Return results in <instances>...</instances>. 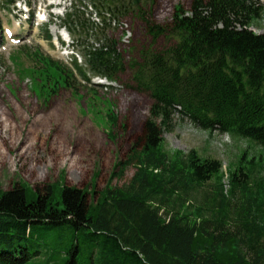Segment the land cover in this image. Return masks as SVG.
Returning <instances> with one entry per match:
<instances>
[{
	"label": "trees",
	"instance_id": "trees-1",
	"mask_svg": "<svg viewBox=\"0 0 264 264\" xmlns=\"http://www.w3.org/2000/svg\"><path fill=\"white\" fill-rule=\"evenodd\" d=\"M90 1L101 17L135 11L133 0ZM191 2L189 11L176 8L167 27L136 10L154 45L164 34L171 41L163 50L143 49L130 64L136 89L151 99L143 139L112 174L111 180L123 177L134 165L130 183L99 191L94 182L67 186L61 176L63 187L55 182L44 193L23 182L9 191L0 185V264H29L39 254L34 246L64 234L74 237L66 264H77L82 247L100 264H264L263 156L244 151L227 173L226 189L221 161L195 150L170 153L164 146V134L174 131L179 115L200 130L264 149V32L251 30L264 0ZM69 22L86 35L96 31L79 10ZM103 25L98 41L106 20ZM45 37L52 39L49 26ZM87 44H81L86 69H78L84 81L117 82L126 65L115 43ZM34 56L42 88L67 85L70 73L58 61L38 50ZM111 121L116 127L115 116Z\"/></svg>",
	"mask_w": 264,
	"mask_h": 264
},
{
	"label": "rangeland",
	"instance_id": "rangeland-1",
	"mask_svg": "<svg viewBox=\"0 0 264 264\" xmlns=\"http://www.w3.org/2000/svg\"><path fill=\"white\" fill-rule=\"evenodd\" d=\"M9 1L0 0V185L3 190H12L23 182L44 193L55 182L57 188L62 186V181L57 182L61 176L70 187L86 188L92 182L99 191L107 185L127 186L136 172L134 165L127 168L123 177L111 180L112 174L118 162L127 160L132 146L143 139L151 107L149 95L136 89L130 64L140 60L143 49L154 46L163 50L171 41L164 34L154 45L153 36L136 10H142L145 20L167 27L176 8L181 6L189 11L191 0H141L138 7L132 6L135 11L114 19L101 17L90 0H65L63 7L48 10L46 22L39 21L45 20L41 9L56 0H15L13 6ZM124 1L127 4L132 0ZM25 2L33 13L30 21L27 14H21ZM78 10L94 24V33L86 35L70 24L69 15ZM103 20L108 27L105 37L98 41L104 30ZM47 26L51 40L45 37ZM9 30H15L17 37L10 38ZM251 30L257 34L264 32V12ZM105 39L115 43L126 70L115 83L106 80L99 83L95 78L89 84L78 71L86 69L81 44L87 41L100 46ZM36 50L58 61L70 73L67 85L51 90L49 83L42 88L43 78L37 73L41 66L34 56ZM112 116L117 119L116 127ZM164 146L170 153L195 150L203 158L221 161L226 189L229 188L227 173L244 151L264 158V149L255 143L200 130L179 115L175 118L174 131L164 134ZM73 248L72 234L56 236L31 249L39 254L29 264H66ZM76 257L77 264H100L97 254L91 258L89 250L83 247Z\"/></svg>",
	"mask_w": 264,
	"mask_h": 264
},
{
	"label": "bare ground",
	"instance_id": "bare-ground-1",
	"mask_svg": "<svg viewBox=\"0 0 264 264\" xmlns=\"http://www.w3.org/2000/svg\"><path fill=\"white\" fill-rule=\"evenodd\" d=\"M41 1H42V0H41ZM43 1H44V0H43ZM58 1H59V2H58ZM64 1H65V0H56V2H55V3H51V5L54 4V5L57 6L58 8H61V7L64 6V4H63ZM46 4H47V3H46ZM44 8L48 9L49 7H48V6H46V7L43 6L42 9H44ZM39 21L44 22L45 20L42 18V19H39ZM58 27H59V26L57 25V28H58ZM10 31H11V30L8 31V33H9L8 36L11 35L10 38L14 39L17 33L15 32V30H14V31H11V32H10ZM11 33H12V34H11ZM16 37H17V36H16Z\"/></svg>",
	"mask_w": 264,
	"mask_h": 264
},
{
	"label": "water",
	"instance_id": "water-1",
	"mask_svg": "<svg viewBox=\"0 0 264 264\" xmlns=\"http://www.w3.org/2000/svg\"><path fill=\"white\" fill-rule=\"evenodd\" d=\"M141 0H133V6L138 7L140 5Z\"/></svg>",
	"mask_w": 264,
	"mask_h": 264
}]
</instances>
